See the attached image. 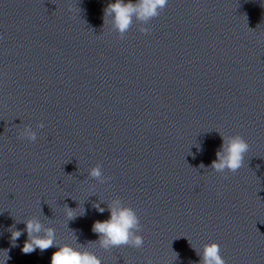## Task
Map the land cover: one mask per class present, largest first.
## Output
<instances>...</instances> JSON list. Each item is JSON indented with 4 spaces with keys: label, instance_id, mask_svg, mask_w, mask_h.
I'll list each match as a JSON object with an SVG mask.
<instances>
[{
    "label": "clouds",
    "instance_id": "9594fccd",
    "mask_svg": "<svg viewBox=\"0 0 264 264\" xmlns=\"http://www.w3.org/2000/svg\"><path fill=\"white\" fill-rule=\"evenodd\" d=\"M168 0H115L109 3L104 10V16L112 17L115 28L120 32H126L131 24L133 17L148 21L158 17ZM43 127V125H41ZM28 131V135L35 140V134ZM249 144L241 135L231 137L222 136V144L216 152V159L212 161L210 168L216 172L235 173L243 167L245 155L249 151ZM204 167V165H200ZM92 177H100L99 167L91 170ZM97 209L104 211L99 205ZM110 217L103 221H96L93 224L92 231L96 233L99 239L96 241L99 245L108 250L121 246H130L140 248L144 240L138 233L142 231L140 219L136 211L131 207L122 206L119 201H114L109 206ZM69 219L74 217V212L67 211ZM26 225L27 240L24 242L22 251L31 253L37 248L41 251L57 246L58 250L51 256V264H102L101 259L93 252L87 250V246L79 245L73 247L69 244L57 245L55 243V231L48 228L44 235H39L42 231V225L37 219H28L24 221ZM22 232L20 230H11V239L15 242ZM201 259L199 264H226V261L220 254V245L212 242L204 246L202 253H197ZM151 264V261H148Z\"/></svg>",
    "mask_w": 264,
    "mask_h": 264
}]
</instances>
